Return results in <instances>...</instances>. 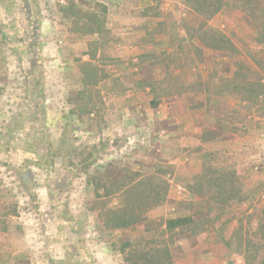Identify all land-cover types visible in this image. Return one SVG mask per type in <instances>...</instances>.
Segmentation results:
<instances>
[{"label":"rangeland","instance_id":"1","mask_svg":"<svg viewBox=\"0 0 264 264\" xmlns=\"http://www.w3.org/2000/svg\"><path fill=\"white\" fill-rule=\"evenodd\" d=\"M70 2L106 6L107 33L73 31ZM262 10L264 0H226L208 19L191 0H0V264H126L118 246L128 240L167 242L173 264H246L239 232L245 246L258 243L264 224V102H241L227 85L238 69L264 85ZM211 29L237 52L205 46L199 35ZM91 57L104 79L90 86L88 114L89 99L78 95ZM132 92L142 104L120 119L121 100ZM148 98L162 103L160 120L137 119ZM186 112L238 125L177 132ZM111 162L170 185L166 202L140 226L111 231L98 218L90 176ZM207 166L234 174L231 202L209 187L199 196ZM185 216L193 228L164 233L165 220Z\"/></svg>","mask_w":264,"mask_h":264},{"label":"trees","instance_id":"2","mask_svg":"<svg viewBox=\"0 0 264 264\" xmlns=\"http://www.w3.org/2000/svg\"><path fill=\"white\" fill-rule=\"evenodd\" d=\"M193 9L198 15L211 19L220 13L226 6V0H191ZM100 11L83 10L78 8L74 2H70L64 7L67 17L70 19V25L73 31L82 36H103L107 33L105 14L107 7L96 4ZM262 10L261 15L264 16ZM100 12V13H99ZM199 39L208 48L215 50L237 52V48L229 37L223 33L211 29L210 31L199 35ZM92 57L83 62L82 81L83 90L78 95L79 99L88 98L84 105L86 112L91 113L90 93L92 87L97 86L104 78L99 75L97 67L92 63ZM240 69L235 72L233 78L229 81L227 87L231 94L239 95L241 102H249V105H257L264 102V85L250 81L242 76ZM91 88V89H90ZM151 91L154 92L153 88ZM159 101L152 100V108L157 107ZM94 157L92 153L84 162V170L89 171ZM91 161V162H90ZM101 174L90 176V184L94 189L96 202L101 211L98 218L106 230L118 231L135 228L147 221V214L150 210L164 204L167 200L169 183L166 179L159 176H145L132 171L119 170L114 166V162L102 166ZM127 172V173H126ZM208 172L205 178L202 174ZM96 173V172H95ZM159 173L163 174L162 170ZM214 173L215 176L209 177ZM202 182L199 185V196L206 194L205 188L217 190L216 199L222 203H229L234 198L232 184L234 183V174H221L219 170L210 167L203 168L201 173ZM201 175L199 179L201 180ZM213 191V190H211ZM194 218L191 216L170 218L164 221V233H174L193 228ZM261 240L248 243L245 246L244 236L240 233L239 252L244 256L246 264H264V224L259 226ZM117 247V246H116ZM118 251L123 255L126 264H173L172 254L167 242H159L151 245L150 243L142 245L136 241H125L118 246Z\"/></svg>","mask_w":264,"mask_h":264},{"label":"crops","instance_id":"3","mask_svg":"<svg viewBox=\"0 0 264 264\" xmlns=\"http://www.w3.org/2000/svg\"><path fill=\"white\" fill-rule=\"evenodd\" d=\"M120 63H122L123 65L124 64L127 65V62L125 60H122V62H120ZM142 85L143 86L141 89H143V91H147V92L150 91V87L147 86L145 82ZM183 96L187 97L188 95L184 94ZM139 97H141V95L139 93L132 92L131 95L128 94L124 98H122L121 101H122V106L124 109L122 110V112L120 114V119L123 118L122 114L126 109L134 108L135 106L142 104L141 101H139L140 100ZM148 99H149V104H150L152 101V98H148ZM183 99H184V97H183ZM143 102H144V104L147 103L146 101H143ZM229 102H230L229 105L234 104L232 101H229ZM126 106H128L129 108H125ZM188 110H190V109H188ZM161 113H162V103L159 102L158 106L155 108H152L151 105H149L148 109H145V114L143 113L141 116H138L137 119L150 121V119L153 118L154 120L157 121L158 119L160 120L164 116V115H161ZM180 118L182 119L181 123H180L179 118H177V120H178L177 124L178 125L175 124L174 128L178 132L180 126L183 125V126H181V129H184V130L191 129L190 132H192V135L193 134H197V135L199 134L200 135L207 128V126H209L210 129L213 131H218V130L230 131V129H234L236 131V128L238 125V123L236 121H233V122H230V120L224 121V120L218 119L212 115H209L207 117V119L204 120V122H200L201 121L200 116H197V114H194L193 116H191L190 112L184 113V115H182V117H180ZM175 123H176V121H175ZM232 134L236 135V133H232ZM226 144L231 145V146L233 145L231 142H227Z\"/></svg>","mask_w":264,"mask_h":264}]
</instances>
